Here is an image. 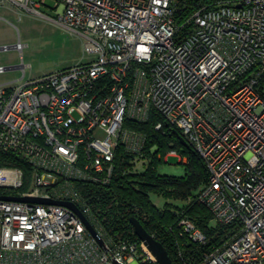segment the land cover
Here are the masks:
<instances>
[{"label": "built area", "instance_id": "built-area-1", "mask_svg": "<svg viewBox=\"0 0 264 264\" xmlns=\"http://www.w3.org/2000/svg\"><path fill=\"white\" fill-rule=\"evenodd\" d=\"M46 1L0 8L40 15ZM51 1L50 20L81 37L90 58L30 78L22 64L19 79L0 84V154L10 160L0 196L71 203L104 247L67 206L0 200V264H158L139 239L106 233L88 192L110 184L118 152L145 169L147 136L129 123L153 118L205 165L188 201L209 211V227L228 229L200 258L176 246L172 263L264 264V0H213L182 23L171 0ZM176 227L183 244L208 243L186 215Z\"/></svg>", "mask_w": 264, "mask_h": 264}, {"label": "trees", "instance_id": "trees-1", "mask_svg": "<svg viewBox=\"0 0 264 264\" xmlns=\"http://www.w3.org/2000/svg\"><path fill=\"white\" fill-rule=\"evenodd\" d=\"M212 1L171 0L173 18L176 23H182L198 8ZM154 121L153 118L145 124L129 123L131 127L144 132L147 136L143 154L149 162L145 169L141 173L133 172L129 163L132 158L118 152L110 184L104 187H88V192L92 196L91 208L98 216L99 225L113 238L130 236L138 241L129 223V219L134 217L155 240L162 244L172 262H174L176 246L180 245L184 256L200 258L209 246H217L222 242L228 229L218 225L209 227L208 223L212 219L209 211L201 204L188 201L195 197L207 180V170L199 155L189 145L184 147L179 143L175 134L180 135V132L175 128L163 123L160 131H154L152 126ZM153 146L157 148L155 153L150 152ZM171 149H175L186 158V162L182 164L183 174L179 177L162 175L158 172L160 164L166 163L162 159L163 156ZM9 164L10 160L0 154V166ZM22 168L26 173L27 169ZM150 195L162 198L163 207L157 208L150 201ZM171 201H180L184 204L180 207L184 208L183 214L193 220L207 236L208 243L205 246L183 244L178 240L176 222L180 215L171 212V208L176 207L169 203Z\"/></svg>", "mask_w": 264, "mask_h": 264}, {"label": "rangeland", "instance_id": "rangeland-1", "mask_svg": "<svg viewBox=\"0 0 264 264\" xmlns=\"http://www.w3.org/2000/svg\"><path fill=\"white\" fill-rule=\"evenodd\" d=\"M52 8L51 0H47L45 5L38 8L40 15L0 8V46H12L17 42L23 45L21 55L16 50L0 52L2 66L29 65L25 69L24 77L30 78L60 70L90 58L83 52L81 37L50 20L56 18ZM21 75V70L0 73V84L18 79ZM169 151L162 158L163 161L168 158V161L161 163L158 168L162 173L179 177L183 174L182 162L177 157H169ZM148 162L149 159L146 158L145 166ZM134 167L137 173L143 171V167L139 168V163ZM9 192L16 194L18 191ZM150 201L157 208H162L164 205V200L155 195H150ZM169 203L176 206L171 208V212L176 215L183 214L184 208H180L184 205L182 202ZM210 223L211 220L208 224Z\"/></svg>", "mask_w": 264, "mask_h": 264}, {"label": "water", "instance_id": "water-1", "mask_svg": "<svg viewBox=\"0 0 264 264\" xmlns=\"http://www.w3.org/2000/svg\"><path fill=\"white\" fill-rule=\"evenodd\" d=\"M14 50L13 46H0V52L4 51H11ZM5 71L10 70H21L22 64L20 65H12V66H6L4 67ZM175 138L179 141V143L184 146L188 147V144L183 139V137L179 134H175ZM0 200L4 201H28V202H36V203H55L67 206L71 209H73L79 217L82 219L84 225L86 226L88 232L91 234V236L94 238V240L101 246L104 247L103 240L101 237L97 234L95 229L90 225L89 222H87L82 215L79 213L77 208L68 202H53L49 200H43L39 198H27V197H12V196H0ZM129 223L132 227L133 233L135 236L142 242V244L145 246V248L151 253V255L155 258L156 262L158 264H173L170 257L168 256L166 250L162 246L160 242L155 240L153 236H151L142 226V224L134 217H131L129 219Z\"/></svg>", "mask_w": 264, "mask_h": 264}, {"label": "crops", "instance_id": "crops-1", "mask_svg": "<svg viewBox=\"0 0 264 264\" xmlns=\"http://www.w3.org/2000/svg\"><path fill=\"white\" fill-rule=\"evenodd\" d=\"M0 66H2L1 64H0ZM26 67H29V65H25ZM20 78V77H19ZM18 78V79H19ZM15 80H17V79H15ZM168 161V158H166V162ZM158 172L160 173V174H162V175H168L167 173H162V172H160V170H159V168H158Z\"/></svg>", "mask_w": 264, "mask_h": 264}, {"label": "flooded vegetation", "instance_id": "flooded-vegetation-1", "mask_svg": "<svg viewBox=\"0 0 264 264\" xmlns=\"http://www.w3.org/2000/svg\"><path fill=\"white\" fill-rule=\"evenodd\" d=\"M5 46V45H4Z\"/></svg>", "mask_w": 264, "mask_h": 264}]
</instances>
